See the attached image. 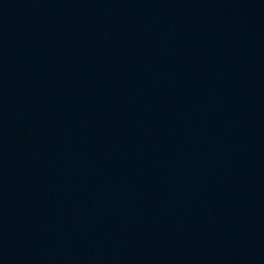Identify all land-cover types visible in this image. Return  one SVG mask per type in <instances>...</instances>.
I'll use <instances>...</instances> for the list:
<instances>
[{"label":"water","instance_id":"obj_1","mask_svg":"<svg viewBox=\"0 0 264 264\" xmlns=\"http://www.w3.org/2000/svg\"><path fill=\"white\" fill-rule=\"evenodd\" d=\"M0 264H264V0H0Z\"/></svg>","mask_w":264,"mask_h":264}]
</instances>
